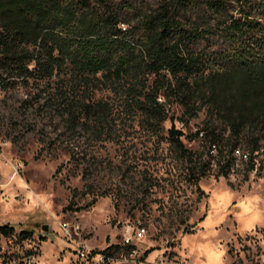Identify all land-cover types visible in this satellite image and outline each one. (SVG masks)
<instances>
[{
	"label": "rangeland",
	"instance_id": "374dc122",
	"mask_svg": "<svg viewBox=\"0 0 264 264\" xmlns=\"http://www.w3.org/2000/svg\"><path fill=\"white\" fill-rule=\"evenodd\" d=\"M116 1L155 6L162 0ZM208 1L194 0L189 11L201 25L194 45L202 50L234 41L221 21L244 18V10L261 0H232L224 12ZM3 76L0 222L15 231L0 232V264H76L78 243L65 234L63 219L79 221L86 247L94 249L119 243L128 223H144L138 251L119 253L112 264H264V144L259 170L249 171L238 155L229 175L214 162L197 179L198 167L180 152L169 129L175 123L189 149L206 153L199 131L225 127L208 104L192 115L177 95L160 94L169 116L153 123L121 92L99 89L95 97L108 102L100 121L103 137L82 126L73 136L65 117L42 105L32 77ZM22 228L34 232L21 238Z\"/></svg>",
	"mask_w": 264,
	"mask_h": 264
},
{
	"label": "trees",
	"instance_id": "16d2710c",
	"mask_svg": "<svg viewBox=\"0 0 264 264\" xmlns=\"http://www.w3.org/2000/svg\"><path fill=\"white\" fill-rule=\"evenodd\" d=\"M193 2L162 0L145 6L144 1L0 0V84L8 80L5 72L32 77L42 105L60 112L73 136L82 126L103 137L106 130L100 121L108 102L95 97L99 89L121 92L153 123L169 116L160 94L177 95L192 115L208 104L225 127L208 126L203 134L206 153L189 149L182 139L184 130L175 123L169 129L180 152L198 167L194 176L205 175L214 162L219 173L229 175L238 155L247 159L249 171L259 170L257 156L264 144V0L244 10V18L232 15L230 22L221 21L223 33L234 41L220 50L194 45L202 31L189 13ZM208 2L216 12H224L232 0ZM130 11L137 15L134 23ZM198 99L202 103L197 104ZM14 231V225L0 222V232ZM33 232L22 228L19 235L26 238Z\"/></svg>",
	"mask_w": 264,
	"mask_h": 264
},
{
	"label": "built area",
	"instance_id": "2783aa9c",
	"mask_svg": "<svg viewBox=\"0 0 264 264\" xmlns=\"http://www.w3.org/2000/svg\"><path fill=\"white\" fill-rule=\"evenodd\" d=\"M203 134L204 131L201 130L200 135ZM212 151H216L215 146H213ZM237 152L241 153L239 149ZM61 226L65 234L78 243L76 264H112L117 261L119 253H122V255H125V252L129 254L136 253L139 241L145 237L147 232V227L142 222L136 224L128 223L124 226L121 241L116 243L119 246L115 245L110 249L94 251V248L86 247L87 244L82 238L84 227L79 221L63 219Z\"/></svg>",
	"mask_w": 264,
	"mask_h": 264
},
{
	"label": "water",
	"instance_id": "95a60500",
	"mask_svg": "<svg viewBox=\"0 0 264 264\" xmlns=\"http://www.w3.org/2000/svg\"><path fill=\"white\" fill-rule=\"evenodd\" d=\"M43 227H44L45 229H49V224H48V223H45V224L43 225Z\"/></svg>",
	"mask_w": 264,
	"mask_h": 264
},
{
	"label": "bare ground",
	"instance_id": "6f19581e",
	"mask_svg": "<svg viewBox=\"0 0 264 264\" xmlns=\"http://www.w3.org/2000/svg\"><path fill=\"white\" fill-rule=\"evenodd\" d=\"M214 146H215V144H214Z\"/></svg>",
	"mask_w": 264,
	"mask_h": 264
}]
</instances>
